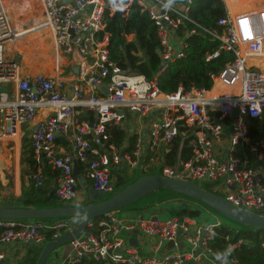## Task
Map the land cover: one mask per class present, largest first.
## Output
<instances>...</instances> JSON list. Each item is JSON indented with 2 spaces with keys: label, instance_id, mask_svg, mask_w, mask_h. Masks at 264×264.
Returning <instances> with one entry per match:
<instances>
[{
  "label": "built area",
  "instance_id": "2783aa9c",
  "mask_svg": "<svg viewBox=\"0 0 264 264\" xmlns=\"http://www.w3.org/2000/svg\"><path fill=\"white\" fill-rule=\"evenodd\" d=\"M128 1L145 10L156 27L159 74L168 62L183 55L184 37L175 34L178 26L185 21L197 24L183 5L169 6L167 0ZM42 2L43 17L35 27L49 31L59 52L74 51L79 55L76 77L67 83L55 76L20 73L16 54H12L17 31L0 0V86L9 90L7 94L0 93V115L11 128L29 125L33 158L38 161L43 156L57 172L53 190L59 205L74 203L75 188L82 179L102 196L109 195L116 186L112 173L123 168L127 173L153 172L198 185L207 181L209 188L204 189L230 203L257 214L264 210V167L252 166L254 160L264 159V135L251 139L246 124V119L259 118L264 108V71L247 63L250 57H264V5L233 14L225 6V16L217 20L223 26L221 33H209L219 41L220 49L231 53L232 60L217 75H209L227 86L238 83V89L236 93L205 97L203 89L182 91L178 87L171 93H162L155 78L147 80L142 75L124 73L111 62L107 34L103 32L102 0ZM112 11L110 8L109 13ZM194 32V28L187 31ZM215 55L216 51L206 60ZM39 110L47 112L35 118ZM233 110H237L236 116H232ZM227 117L231 121L223 157L216 143L224 137L220 122ZM107 126L123 130L124 138L118 147L109 143ZM178 132L190 135L191 155L164 165L160 151ZM57 140L65 143L60 152ZM239 146L241 154H237ZM73 162L84 164L80 177L73 173ZM42 178L39 173L31 175L36 185ZM218 224L204 225L202 248L198 249L200 227L189 217L125 220L108 213L91 223L93 230L69 240L68 253L55 264H77L81 259L110 264H240L232 252L248 243L245 236L211 256L206 240ZM71 225L66 218L0 219V245L39 247ZM121 232L137 234L148 243L151 253L143 254L137 246L126 245ZM169 241L172 248L162 250ZM177 242L184 247L177 248ZM260 246L264 247V236ZM0 259H4L2 254Z\"/></svg>",
  "mask_w": 264,
  "mask_h": 264
},
{
  "label": "trees",
  "instance_id": "16d2710c",
  "mask_svg": "<svg viewBox=\"0 0 264 264\" xmlns=\"http://www.w3.org/2000/svg\"><path fill=\"white\" fill-rule=\"evenodd\" d=\"M104 9V29L107 34L108 59L121 71L128 74L142 75L145 79L155 78L156 87L162 93H171L178 87L182 91L190 89L209 90L212 86V78L209 74L217 75L224 65L232 60L229 51L219 48V41L209 32L219 35L223 26L217 24V20L225 16V6L222 0H174L172 4L183 5L187 15L197 25L185 21L175 30L178 37H184L185 46L183 55L168 62L162 72L160 58L158 56V39L156 27L149 19L147 12L142 10L134 1L128 0H102ZM229 8L233 6L231 0H227ZM113 11L109 13V9ZM194 28L195 32L187 31ZM208 32H206V31ZM216 51L215 56L206 60L207 55ZM87 115L91 114L86 112ZM109 131V143L118 147L124 137L122 129L107 126ZM248 133L251 139L258 137L260 132L264 134V108L259 118L248 120ZM190 135L178 132L170 141L163 155V164L172 165L177 159H187L191 155V147L188 143ZM238 147V146H237ZM240 147V146H239ZM241 148L237 154H241ZM32 158V148L29 139L23 137L20 143L19 163H24L34 172L35 163ZM40 173L47 176V180L40 185L28 183L21 191L19 197H10L5 206H34L46 207L59 204L55 198L54 190L50 182L56 175V171L50 169L44 157L40 156ZM79 173L84 169V164L78 162ZM253 167H264V159L254 160ZM21 167V166H20ZM126 178L125 183L128 182ZM99 218L93 220L96 222ZM54 221L56 219H46ZM93 230L88 228L86 231ZM50 231L45 232V238L49 239ZM241 236H245L248 243L240 244L232 254L240 264H264V231L238 228L229 221H222L212 228V234L206 240L211 256H217L223 252L229 243L235 242ZM22 254L14 260L4 258L0 264H34L38 254V247L21 245ZM15 253H19L15 250ZM13 253V255H15ZM77 264H110L108 262H93L81 259Z\"/></svg>",
  "mask_w": 264,
  "mask_h": 264
},
{
  "label": "crops",
  "instance_id": "0c3cea01",
  "mask_svg": "<svg viewBox=\"0 0 264 264\" xmlns=\"http://www.w3.org/2000/svg\"><path fill=\"white\" fill-rule=\"evenodd\" d=\"M23 1H24L23 4H25L24 6L25 10L27 8L29 9L30 4L32 5V2H33V0H23ZM231 2H233V5H234L232 9L229 8V6L226 3V0H225V3L223 1V3L225 4L224 6H226L230 14H233L236 11H244L249 8H254V7L256 8L261 5H264V0L263 2H260L257 4L253 3L254 0H241L238 7H235V4L237 3L236 0H231ZM245 2H248V4H243ZM40 5H41L40 16L43 17L42 0H40ZM246 5H252V6L248 8H242L243 6H246ZM7 15L9 17L8 12H7ZM39 17L36 16V18L33 21L31 20L32 26L28 27V29H26L25 31H28V30L35 31L34 34H38L39 36L38 41H41V43L46 48L53 49V51H55L56 49H58V46L53 42V39L49 31L44 28L35 27L37 22L41 20L42 18V17L41 18ZM9 21H10V24H12L11 19ZM19 29L20 27H18V30ZM20 35H22L23 37L24 36L27 37L26 33H22ZM22 42L24 44L22 51L19 50V54H18V50L14 49V52H12L13 55L16 54L15 56H18L17 61L19 64L20 73L28 75V76H33L37 74H43L45 76H50V77L55 76L67 83L72 82L75 79L76 73H77V64L79 62V55L76 52L74 51L71 53L57 52L58 53L57 60H59L60 62L59 64L55 65L53 68L48 70L46 68H43L41 65H39V63H35L34 61L33 62L28 61V63L26 62V58H28L31 53L28 51L30 50V47L32 46L28 42L24 43V39H22ZM247 63L249 65H254L258 67L260 70L264 71V57L263 56L259 55L255 57H250L247 60ZM237 89H238V83H235L231 86H227L214 79L212 80V86L210 87V89L204 91V95L205 97H213L220 93H229V94L236 93ZM46 112L47 111L39 110L35 118H41ZM214 112L216 111L214 110ZM132 120L135 121L134 117H132ZM248 120L249 119H246L247 125H248ZM230 121H231V118L227 117V118L222 119L220 122L222 126V130L223 132H225V134H224V137H222V139L220 140V142L216 143V145H218L217 148L222 153L223 157L225 156L226 146H227V140H226L225 135L228 132ZM9 125H10L9 122L5 121L3 117L0 115V205H3V203L6 200H8L10 197H15V198L19 197L21 195V191L24 189V187L28 183H34L33 179H31V175L35 173L41 174L40 164H39L40 158L38 161H36L32 156V158L34 159L33 161L35 163L34 172H30L31 168L27 167L24 163H22L21 165L19 163L20 143L23 137H25L26 139L28 138L29 125L28 124H24L21 126L17 125L12 128ZM9 127L10 129H8ZM260 135L262 136L264 134L260 132L258 136ZM248 136L250 137L249 133H248ZM55 144L57 146L56 149L58 152L65 149L64 142L57 140ZM166 149L167 147L161 149L160 154H159L160 159L162 158L161 159L162 162H163V155ZM76 173H77L76 175L80 177L78 165L76 167ZM148 173H153V172H148ZM142 174H146V173H137V172H134L133 174L127 173L125 169L122 168L118 172L112 173V178H113L112 180L115 185L121 186L125 184L126 175L128 176V179H129L128 181H130L131 179L139 175H142ZM56 175H57V172H56ZM42 177L43 178H42L41 183L48 179L47 176L42 175ZM55 177L53 178V182L52 181L50 182L51 188L54 187ZM86 185H89V182L87 180H84V183L80 182L79 184L76 185V188H75L76 198L73 204L82 202V196L84 195V188ZM111 215L116 217L117 219H125V220L127 219L131 220V219H137V218H147V217L151 218L153 216L155 217L157 216L160 219L169 218V217L186 216V217L191 218L194 221V224L199 227L201 225H211L214 223H221L224 220L220 216L203 208L202 206H199L183 198L173 197L172 195H168V194H164L162 196L156 195L155 197H151L134 206H129V207H125L119 210H115L111 212ZM120 235L124 238L126 245H131V243L130 244L128 243V239L133 238L134 241L136 242V245H132V246H137L139 251L143 254L151 253L148 247V243L146 241L143 242L137 236V234L136 235L133 234L132 236H130L125 232H121ZM180 244H181L180 247H177V244H176V247L181 249L184 247V244H182L181 242ZM170 248L172 247H166V243H165L162 250H166ZM15 250H17L19 253H15ZM68 251L69 250L63 249V246L54 248L52 252L49 254L45 264H55L56 262H59L66 255V253H68ZM13 253H15V255H13ZM0 254H2L4 258H7V259L9 258L12 261L22 254L21 246H17L11 243L0 245ZM186 264H189V261L186 262Z\"/></svg>",
  "mask_w": 264,
  "mask_h": 264
},
{
  "label": "water",
  "instance_id": "95a60500",
  "mask_svg": "<svg viewBox=\"0 0 264 264\" xmlns=\"http://www.w3.org/2000/svg\"><path fill=\"white\" fill-rule=\"evenodd\" d=\"M15 59L17 60L18 56H15ZM100 90L102 93H106L104 87L101 86ZM8 92L9 90L5 86H0V93L7 94ZM236 114L237 110H233L232 116ZM76 167V163L73 162L74 175L77 174ZM81 182L84 183V180L82 179ZM159 190H166L168 195L183 198L202 206L231 223L264 231V210L259 214L247 211L190 180L169 178L158 173L139 175L106 196H102L100 191H95L90 185H86L81 203L46 207L0 205V219H68L72 223L69 229L63 231L57 238L39 245L34 264H45L54 248L67 244L73 237L86 231L94 219L155 197ZM151 218H155V216ZM178 218L180 220L181 217ZM204 231V225H201L198 232V249L202 248ZM128 243L136 245L133 238H129ZM180 246V242H177V247ZM166 247H172V242H167ZM3 260L0 259V263Z\"/></svg>",
  "mask_w": 264,
  "mask_h": 264
},
{
  "label": "rangeland",
  "instance_id": "374dc122",
  "mask_svg": "<svg viewBox=\"0 0 264 264\" xmlns=\"http://www.w3.org/2000/svg\"><path fill=\"white\" fill-rule=\"evenodd\" d=\"M4 7L6 8L9 18L11 19L12 26L16 28L17 34L16 36L19 35V30L18 27L22 28L23 30L28 29V27L32 26L31 25V20L33 21L36 16H40V10H41V5H40V0H33L32 5L30 4V8L24 9L25 4H23V0H2ZM237 2V3H236ZM235 7L239 6V3L241 0H236ZM263 2V0H254L253 3H260ZM225 3V0H224ZM227 5L229 6V2L226 0ZM252 3V4H253ZM243 4H248V2H245ZM225 5V4H224ZM22 6V7H21ZM241 6V5H240ZM252 5H246L243 6L242 8H248ZM234 5L232 6V8ZM231 8V9H232ZM239 9V8H238ZM40 16L39 18H41ZM31 32V33H30ZM35 31H29L26 33L27 37H23L22 35L18 38H15L14 40V49L22 51L23 48V42L22 39H24V43L28 42L31 44L32 47H30V50L28 52H31L29 57L26 58V62L28 61H34L35 63H39L43 68H46L50 70L53 68L55 65L59 64V60H57V56L59 52L58 50L53 51V49L46 48L41 41H38L39 36L38 34H34ZM37 33V32H36ZM16 41V42H15ZM44 46V47H43ZM49 49V50H48ZM48 51V52H47ZM33 52V53H32ZM133 174V173H132ZM126 178L128 176L126 175ZM126 180V179H125ZM199 185L205 188H209V182L207 181H200L198 182ZM120 185H116L114 191L119 187ZM168 192L166 190H159L157 196H162L164 194H167ZM53 220V219H51ZM234 224V223H233ZM238 228H246L244 226H240L237 224H234ZM63 249L69 250V247L67 244L63 245Z\"/></svg>",
  "mask_w": 264,
  "mask_h": 264
},
{
  "label": "bare ground",
  "instance_id": "6f19581e",
  "mask_svg": "<svg viewBox=\"0 0 264 264\" xmlns=\"http://www.w3.org/2000/svg\"><path fill=\"white\" fill-rule=\"evenodd\" d=\"M29 31H31V30L25 31V30H23L22 28H20V29H19V32H20L19 35L22 34V33H27V32H29ZM30 33H31V32H30ZM20 36H21V35H20ZM20 36H16V38H17V37L19 38ZM15 42H16V41H15ZM24 57H25V56H24Z\"/></svg>",
  "mask_w": 264,
  "mask_h": 264
},
{
  "label": "clouds",
  "instance_id": "9594fccd",
  "mask_svg": "<svg viewBox=\"0 0 264 264\" xmlns=\"http://www.w3.org/2000/svg\"><path fill=\"white\" fill-rule=\"evenodd\" d=\"M172 3H174V0H167V4L170 6Z\"/></svg>",
  "mask_w": 264,
  "mask_h": 264
}]
</instances>
